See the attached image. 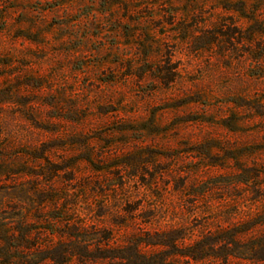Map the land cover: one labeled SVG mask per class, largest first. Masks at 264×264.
<instances>
[{
  "label": "rangeland",
  "instance_id": "rangeland-1",
  "mask_svg": "<svg viewBox=\"0 0 264 264\" xmlns=\"http://www.w3.org/2000/svg\"><path fill=\"white\" fill-rule=\"evenodd\" d=\"M0 264H264V0H0Z\"/></svg>",
  "mask_w": 264,
  "mask_h": 264
}]
</instances>
